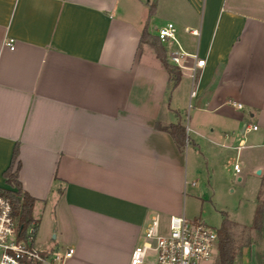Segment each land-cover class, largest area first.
Masks as SVG:
<instances>
[{
	"label": "crops",
	"instance_id": "0c3cea01",
	"mask_svg": "<svg viewBox=\"0 0 264 264\" xmlns=\"http://www.w3.org/2000/svg\"><path fill=\"white\" fill-rule=\"evenodd\" d=\"M167 23V62L172 51L186 55L173 89L153 49L139 45L145 26L156 36ZM192 56L204 60L194 80ZM157 122L189 129L183 151ZM15 145L18 181L35 199L32 247L72 248L64 264H128L152 217L183 214L198 157L213 170L222 153L248 151L238 174L259 176L258 193L264 0H0L1 189H12L3 172ZM47 229L58 242L44 241Z\"/></svg>",
	"mask_w": 264,
	"mask_h": 264
},
{
	"label": "built area",
	"instance_id": "2783aa9c",
	"mask_svg": "<svg viewBox=\"0 0 264 264\" xmlns=\"http://www.w3.org/2000/svg\"><path fill=\"white\" fill-rule=\"evenodd\" d=\"M197 35L196 31L191 32ZM156 36L162 44L175 41V28L167 23L157 29ZM4 45L13 50V41L7 40ZM186 55L181 51H172L169 55L170 63L182 68ZM195 60L189 69L192 80L195 78L196 69L203 67L204 60ZM191 98L194 92H191ZM235 107L241 109L240 104ZM247 130L257 131L258 127L248 126ZM186 135L189 129L185 127ZM236 174L240 173L237 164L233 165ZM31 229L28 230V233ZM31 238L26 242L20 239L18 225L13 216L10 201L0 196V264H64L73 255L74 250L67 248L63 253L41 252L29 246ZM217 232L207 227L199 220H188L183 214L170 216L167 231L159 230L158 217H152L146 226L142 242L135 246L129 256L128 264H202L214 261L217 256ZM153 253L154 259L149 262L148 254Z\"/></svg>",
	"mask_w": 264,
	"mask_h": 264
},
{
	"label": "rangeland",
	"instance_id": "374dc122",
	"mask_svg": "<svg viewBox=\"0 0 264 264\" xmlns=\"http://www.w3.org/2000/svg\"><path fill=\"white\" fill-rule=\"evenodd\" d=\"M191 106L190 103L189 110ZM187 115V112H183L182 123L184 126L189 125ZM235 145L237 142H234ZM237 150H229L226 154L222 153L220 160L213 164V170L210 166L206 167L205 162L199 157L195 161H191L187 169L188 182L181 206L186 219L199 220L214 230L220 227L222 213H225L230 221L237 224L233 233L239 243L242 239V228L250 227L253 223L259 176L251 170L244 172L243 175L233 173V164L236 163L240 167L243 154L248 153L244 149ZM238 177H241L240 182L237 181ZM192 183L194 184L192 185ZM158 221L159 230L165 233L168 218H159ZM54 234V232L49 233L47 229L41 236L44 241L53 244L59 239V234L57 240L52 239ZM263 249L264 245H252L244 249L241 256L236 258L235 264L239 262L240 264H255L256 252ZM64 251H60V253ZM148 259L149 262L154 259L153 253L148 254ZM215 260L216 258L214 261L202 264H215Z\"/></svg>",
	"mask_w": 264,
	"mask_h": 264
},
{
	"label": "trees",
	"instance_id": "16d2710c",
	"mask_svg": "<svg viewBox=\"0 0 264 264\" xmlns=\"http://www.w3.org/2000/svg\"><path fill=\"white\" fill-rule=\"evenodd\" d=\"M153 14V6L149 8L148 17ZM146 44L150 46L155 52L157 58L160 60L163 68L169 75V83L173 89L179 80V71L176 66L169 64L166 60V51L156 36H153L145 26L141 32L139 45ZM157 129L164 131L170 135L176 148L183 151L186 143L187 136L185 127L179 122L167 126H161L158 122ZM18 158V145L13 148L11 161L9 167L3 172L5 183L12 189H1L0 196L7 198L10 201L13 216L15 217L18 225L20 239L24 242L30 237L28 243L32 246L33 239L37 230V223L32 217V208L35 199L28 195L21 187L18 181V172L20 164ZM237 227L236 223L230 221L225 213H222V221L217 232V257L215 264H235L236 258L240 257L242 251L252 245H264V181H262L259 192L256 197V209L254 214L253 223L250 227L242 228V239L237 243L233 229ZM31 232L28 233V230ZM255 261L257 264H264V249L259 250L255 254Z\"/></svg>",
	"mask_w": 264,
	"mask_h": 264
},
{
	"label": "water",
	"instance_id": "95a60500",
	"mask_svg": "<svg viewBox=\"0 0 264 264\" xmlns=\"http://www.w3.org/2000/svg\"><path fill=\"white\" fill-rule=\"evenodd\" d=\"M257 174H259V171H257Z\"/></svg>",
	"mask_w": 264,
	"mask_h": 264
}]
</instances>
